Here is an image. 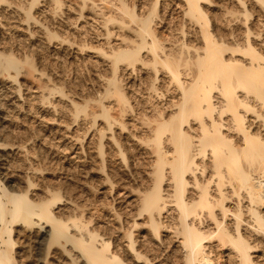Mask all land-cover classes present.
I'll use <instances>...</instances> for the list:
<instances>
[{"label": "bare ground", "instance_id": "1", "mask_svg": "<svg viewBox=\"0 0 264 264\" xmlns=\"http://www.w3.org/2000/svg\"><path fill=\"white\" fill-rule=\"evenodd\" d=\"M79 1L83 9L89 2L95 5L94 0ZM166 1L150 0L140 6L137 0H100L112 10L109 16L102 14V18L105 24L115 28L119 43L116 47L110 46V52L98 46L78 47L79 54L87 49L88 52L94 51L99 59H105L112 72L110 79H103L106 87L99 100L100 114L93 111L91 115L92 127H96L99 118L105 124V129L97 131L100 139L96 144L97 155L102 156L104 164V139L110 132L115 155L120 156L128 168L125 146L115 138L114 127L117 125L120 131L126 130L125 117L132 115L135 119L140 113L125 91L119 72L149 71L153 78L151 83L147 82L148 86L144 85L147 86L145 96L158 104L141 113L142 119L139 117L141 125L147 127V135L140 142L148 151L150 164L145 176L150 185L143 193L139 192L135 215L144 218L143 225L148 227L150 239L147 241L155 250L156 247L162 250L169 249L172 240H176V247H173L176 259L173 258L177 264H222L219 261L214 263L212 243L229 251L228 258L236 261L233 263L257 264L253 255L264 242V30L257 32L254 29L252 18L256 11L252 9H259L264 16V0H226L235 7L224 9L220 18L213 17L209 11L217 8L213 0H169L182 4L183 23L177 30L167 26L168 36L164 38L157 26L164 23L165 16H159V10ZM19 2L15 5L11 0H0V26L4 25L1 20L12 22L19 14L26 24V36L33 39L30 27L40 24L34 12L39 0ZM48 2L53 5L52 10L59 11L63 6L62 0ZM45 30L49 41L55 38L50 34L52 31ZM111 31L107 28V39H104L109 41L113 36ZM1 39L0 111H5L3 121L8 122L11 120L9 112L17 110L16 101L24 104L31 99L29 95L21 94L19 79H41L46 73L37 69L33 52L28 50L30 47L23 50L24 45L19 43L21 49L18 53L19 49L8 47ZM160 77L166 78V82ZM47 83H51L50 79ZM56 90V86L48 88L46 95L61 93ZM104 99L115 101L116 115H113L115 112L112 114V107L104 105ZM48 100L44 95L40 102L46 104ZM78 107L77 114H87L86 102L84 107ZM7 127L3 123L0 127L1 141L4 139L0 142V176L3 174L10 179L18 171L13 172L12 161L10 163L14 155L12 147L16 146L12 133L15 128L10 132ZM20 136L17 137L20 139ZM28 153L24 154L27 156ZM29 167L28 173L25 169L27 174L22 176L21 182L20 178L17 181L25 186L8 187L0 177V264H19L15 251L17 244L23 248L35 245V250L43 253L41 263L49 258L61 260L70 256L72 263L156 264L157 254L153 255L155 259L151 258L147 244L139 242L135 234V230L142 226L140 223L133 220L124 230L121 226L113 244V235L109 237L97 228L90 229L88 219L83 215H62L60 206L68 201L60 191L53 189L54 185L52 188L47 184L41 195H33L42 187L39 184L37 187L35 177L46 169L32 167V164ZM117 218L121 220L120 214Z\"/></svg>", "mask_w": 264, "mask_h": 264}, {"label": "rangeland", "instance_id": "2", "mask_svg": "<svg viewBox=\"0 0 264 264\" xmlns=\"http://www.w3.org/2000/svg\"><path fill=\"white\" fill-rule=\"evenodd\" d=\"M11 1L15 5H18L17 2L21 1L19 3H24L23 1L26 0ZM48 1L49 0H39V5L34 9L36 19L38 22H40V24L35 23L32 28L30 27L32 33H34L33 39H30L26 36V24H23L19 14L18 16H15L16 18L15 20H12V22H7V20L4 19V21L1 20V23H3L4 25L3 27L2 25L0 26V39L2 38L1 40H4L8 47L19 49L18 53H20L21 49L18 46L19 43H22V46L24 45L22 47L23 50L30 47L28 50H31V52H33L37 69L41 73L43 71L46 74L43 73L45 76H43L41 79H34L30 77L19 79V84H21V94L23 96L29 95L31 99L26 101L24 104L21 101H16V106H19V104L23 106H17V110L16 108L13 110H16L15 112H9V114L7 113L8 115H10L9 118L11 117V120L9 119L8 122H4L3 117L6 116V113L5 111H0V127L3 123V126L11 127V129L7 127L10 132H12L15 128L12 133L17 139L14 137V135V139L11 138V143L13 139L14 142L16 141L15 143L13 142V144L16 146L12 147V152L14 155L12 154L13 157H11L12 160H10V163L12 161V171H18L17 173H14L13 177L10 179H7L8 177L5 178L3 174L0 177L1 179H3V182L6 183L5 185H9L8 187H16L17 184H19L17 186L21 185L22 187L25 185H22L19 182H21L20 180L23 178L22 176L28 173V167L30 166V164H32V167L35 166L41 169L45 168L46 170L44 172L38 173V176L36 175L35 177V183L37 182L36 185L39 184L42 187L37 185V187L40 188L38 190H35L33 192V195H41V192H43L44 190L43 187H46L47 184V187H52L54 185L53 187L55 188H52L55 191H60L66 201H68L64 206H60L62 209L59 212L64 216L69 215L71 217L77 214H80L81 216L83 215L84 219H88V227L90 229L97 228V230L99 229V232L101 234L104 232L103 234L108 235L109 237H112L111 235H113V244L114 241H116L115 238L118 236L117 232L120 231L121 226L123 230L124 228L127 229L128 226H131V221L134 220L138 222V224L140 223L142 225L135 230V234L136 236H138L139 242L142 241L147 244L146 247L150 250L148 253L149 255L151 254V258L153 257V255L155 257L157 254V258L155 260L157 262L155 263L177 264L175 260L176 255L173 249V247H176V240H172V243H170L168 246L169 249L161 248L162 250L158 249V251L156 247L155 250V247L150 244V241H147V239H150L149 232L147 231L148 227L143 225L144 218L142 217L141 219H139L135 217L139 207V192L143 193L150 185L149 178L146 177L149 172L148 166L150 164V161L148 159L149 156L146 153L148 151L145 144L140 142V140L147 135V127L141 125L142 121L140 119H142L143 115L141 113H146L147 110L150 111L148 107L151 108L152 105L156 106L158 104V102H155L154 100H148V97L145 96L148 83H151V78L153 77L151 73H149V71L147 72L145 69H138V73L136 74H132L130 70L123 69V71L121 70L122 72H119V76H122L121 79L125 91L131 98V102L132 104H134L133 106H135V110L138 108L136 111L138 112L139 110L138 113H140V115H138V118L135 117V119H133L132 115H130V117H125V124L128 123V125L127 129L124 131H120L117 125L114 127L115 138L119 140L120 144L123 143L121 144L122 146H125L124 149L126 150L127 159H129L128 168L126 167L127 164L124 161V163L122 162L120 156L117 155V157L115 155V147L112 145L113 141L112 139H110V132H107V134L105 132L106 138L104 139V142L106 150L104 155L105 163L103 164L102 156L97 155L98 150L96 151V149L98 146L96 144H98L100 140L99 133L97 131L105 129V124L103 123V119L99 118L97 120L96 127H92L93 117L91 115L93 114V111L94 113L100 114L99 111H101V109L99 107V100L105 93V80L111 78L112 72L110 70L111 68H109V63H106L107 61L105 59H99L97 55L94 54V51L88 52L87 49H85L86 51H84L83 54H79L78 47L80 45H90L94 47L98 46L101 48L104 47L103 49L105 51H109L111 47L117 46V43H119V39L116 38V30H114L115 28L110 24H108L109 26L105 24L104 18H102V14H106V16H109L112 10L103 5L100 0H94V6H92V2L87 3L88 5H86L84 9L82 5H80L81 3L79 0H62L63 6L58 11L55 9L52 10L53 5L51 3L49 4ZM137 1L138 4H141L140 6H144V3L149 2L150 0ZM213 1L214 4L215 2L217 3L215 5L218 8L209 9L213 17L220 18L224 9L231 7V4L226 0ZM181 7L182 4L179 1H175L173 3L169 0L166 1L165 4L162 5V7H160L163 11L161 9L159 10V16H165L163 17V22L166 24L165 25L163 23L159 24L160 27L157 26L158 30L162 34V37L167 38L168 36V33L166 32L167 26H170L172 29L175 28L176 30L181 27L183 23V19L181 17ZM233 7L235 6L232 5L231 9ZM249 8L251 9V4L249 5ZM11 9H9V11ZM252 11H256L255 13H253L252 18L254 29H256L257 32H259L260 30H264L263 14L261 13V11H259V9H252ZM100 12L101 14H99ZM81 15L84 17H80ZM14 25L16 28L14 27ZM12 26L13 28H11ZM45 27L48 31H52L50 32L52 36L55 35V38H53L51 41H49L48 36H46ZM10 28L12 32L10 31ZM107 28L113 31H111V33H113V36L110 37L109 41L106 40ZM262 32L264 33V31ZM177 33H172V35H175V37H177L179 36L177 35ZM69 46H71L72 48ZM96 62L97 64H95ZM48 78L50 79L51 83H47V80L49 82ZM160 79H162V82H166V78L160 77ZM54 85L56 86L57 90L59 89V91L63 93V95L59 93L61 95L60 96L57 90V93L52 92L49 93V96L46 95L49 92L48 88H55ZM144 85L147 86L145 87ZM44 95L49 99L46 104L40 102L41 97ZM113 101L114 100L106 101L104 99L103 102H105L104 105L112 107L113 111L111 110V112L112 114L113 112H115V114L113 115H116L117 112L115 111V107L117 111L118 109L116 104H114L115 101ZM85 102L86 104H88L87 114H77L76 107H84ZM145 102H147L148 105ZM149 102L152 104H150ZM52 104H54V106ZM90 104L93 105L91 109H89V106H91ZM88 112L90 116L88 115ZM148 114V116H151V113ZM85 116H89V118H86ZM138 119L141 123L138 121ZM7 123L10 125H8ZM116 127H118L119 130ZM86 132H88L87 136L85 135ZM19 133H22V136H20ZM83 134L86 139H84L85 137L83 136ZM17 136H20L21 140ZM3 140L4 139L2 138L1 141L0 138V142H3ZM20 145H23L24 147L26 146V148L21 149ZM16 147L17 149H15ZM25 149L27 151L30 149L28 151L29 153ZM14 150L17 152H15ZM24 153H28L27 156L30 153L32 155L30 154L31 156L29 155L27 157ZM18 157H20L21 161ZM21 163L23 164V166L20 165ZM61 169L64 170L61 171ZM47 172H49V174ZM15 174L17 175L16 177ZM4 178L6 181L4 180ZM18 179L19 182H17ZM108 180L109 182H111L113 187L109 182H107ZM56 187L59 189H57ZM117 214H120L121 216L120 221H118ZM31 239L34 240L35 237L32 235ZM215 244L216 243L210 244V246H213L212 250L214 254V263L219 261L222 264H237L233 263L236 261L228 258V256H230L229 251L220 249ZM263 245L264 242H261L259 244L260 249H258V254L255 253L253 255L254 257L256 256L254 260L257 264H264ZM16 247V258L19 264H84L81 262H70V256L62 258V261L60 259H56L55 257L49 258L46 262L41 263L43 260V253L35 250L37 248L35 245L31 244L29 248H23L22 246L17 244ZM152 248L155 251L153 250V252L151 253ZM163 249L165 250L164 252ZM160 251L162 252L160 253ZM162 253L163 255L161 259L160 255ZM40 254L42 256H40ZM169 256L171 258L170 260H167L169 259ZM173 257H175V259ZM59 260L61 261L60 263H58Z\"/></svg>", "mask_w": 264, "mask_h": 264}]
</instances>
